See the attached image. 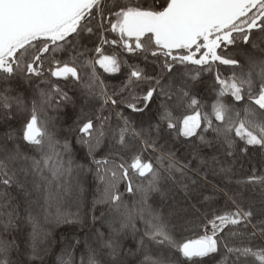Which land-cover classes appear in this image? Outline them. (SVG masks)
I'll return each mask as SVG.
<instances>
[{
  "label": "snow or ice",
  "instance_id": "6c2138e0",
  "mask_svg": "<svg viewBox=\"0 0 264 264\" xmlns=\"http://www.w3.org/2000/svg\"><path fill=\"white\" fill-rule=\"evenodd\" d=\"M0 264H264V0H0Z\"/></svg>",
  "mask_w": 264,
  "mask_h": 264
}]
</instances>
